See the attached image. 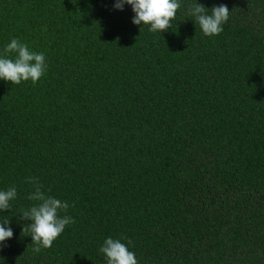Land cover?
<instances>
[{
  "label": "trees",
  "instance_id": "obj_1",
  "mask_svg": "<svg viewBox=\"0 0 264 264\" xmlns=\"http://www.w3.org/2000/svg\"><path fill=\"white\" fill-rule=\"evenodd\" d=\"M114 3L0 0V51L16 38L47 66L0 80V264H106L109 237L138 264H264V0H180L164 32ZM190 3L227 5L223 31ZM28 177L75 221L39 253Z\"/></svg>",
  "mask_w": 264,
  "mask_h": 264
},
{
  "label": "clouds",
  "instance_id": "obj_2",
  "mask_svg": "<svg viewBox=\"0 0 264 264\" xmlns=\"http://www.w3.org/2000/svg\"><path fill=\"white\" fill-rule=\"evenodd\" d=\"M125 4L130 5L134 13L131 22L134 25H150V32L167 31L181 7L180 0H115L113 7L123 10ZM186 7L187 14L195 19L205 36L220 34L223 31L222 25L229 18L230 11L225 4L213 6L210 10L197 3H190ZM12 54H15L14 58H9ZM45 60L44 53L33 52L27 44L13 38L0 51V80L17 85L31 80L35 84L46 71ZM25 182L31 184L33 189L27 199L35 203L20 215L22 219L31 221L22 231L29 233L34 245L33 252L39 253L42 248H50L65 227L75 221L69 215H60L67 212L68 202L46 195L38 178L28 177ZM16 195L15 187L0 191V211L10 210L9 202ZM8 223L9 220L0 223V247L6 246L2 242L13 236ZM98 251L104 255L106 264H138L135 253L129 251L120 239L106 238Z\"/></svg>",
  "mask_w": 264,
  "mask_h": 264
}]
</instances>
